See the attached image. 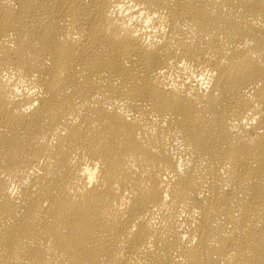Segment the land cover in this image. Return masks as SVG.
<instances>
[{"label":"bare ground","instance_id":"6f19581e","mask_svg":"<svg viewBox=\"0 0 264 264\" xmlns=\"http://www.w3.org/2000/svg\"><path fill=\"white\" fill-rule=\"evenodd\" d=\"M114 2L0 0V72L42 89L17 101L0 83V264H264V0H135L164 18L153 48L116 39ZM180 61L216 73L206 96L164 89ZM85 158L101 164L91 188Z\"/></svg>","mask_w":264,"mask_h":264},{"label":"clouds","instance_id":"9594fccd","mask_svg":"<svg viewBox=\"0 0 264 264\" xmlns=\"http://www.w3.org/2000/svg\"><path fill=\"white\" fill-rule=\"evenodd\" d=\"M108 18L112 21V25L118 28L116 34V39L128 36L130 38H139L142 42L147 45L149 48H153L157 45H161L165 41V33L167 28L165 26L164 18L160 16L159 13L154 11L147 10L142 4H138L135 0H118L114 2L113 6L108 9L107 12ZM111 30V26H110ZM79 37H75L78 39ZM63 39V37H61ZM171 65V61L169 62ZM216 73L210 70H196L193 67L186 64L184 61H180L175 68L169 69L165 68L159 72V76L162 79V86L165 90H172L174 92H184L187 96L191 97L194 92L199 91L202 95H207L211 89ZM35 78L33 77V80ZM0 83H3L10 89L9 99L11 100H23L25 97H37L42 93V89L35 86L32 81L23 75V73H17L16 71H4L0 72ZM114 103L119 104V101ZM39 100L34 99L31 104L23 108L24 112H30L34 108L38 107ZM122 111V109H120ZM109 111L111 107L109 106ZM126 119L131 120L132 114L125 113ZM71 120V117H69ZM78 117L75 120H72V123L78 122ZM260 119L259 113L254 114L253 112H248L247 115L240 121L243 124L245 129H250L257 125ZM163 126H166V121ZM154 131V130H153ZM264 131V129H261ZM67 132V129H64L61 132L60 128H57L53 133L52 140L50 143H55L56 134L63 135ZM139 138V136H138ZM175 143L179 146L180 141L176 140ZM182 146L180 151H182ZM173 159L176 160V170L183 174L186 167L191 166V160L179 155V152L175 149L172 150ZM75 163V159L73 160ZM42 163V162H41ZM100 168L101 164L99 161H96L92 164H89L85 158V163L82 165L79 175L84 180V183L88 188L93 187L97 184L100 177ZM223 171V170H222ZM40 169L38 167H33L30 169L26 175L23 176L22 181L18 185L16 182H10V186L7 191L10 197L15 198L21 194V189L24 186H28L33 177L40 175ZM169 176L174 180L175 176L169 172L168 175L164 176V180L167 181ZM117 187V193L119 194V188ZM161 187H164L162 184ZM171 185H168L170 188ZM128 192L125 191L123 195L120 196L118 203L114 201V207L118 208L120 211H123L130 200L128 199ZM169 200V194L167 189L163 195V203L161 208H163L167 201ZM157 212L156 209L153 210ZM187 215L185 212H181L178 220H183ZM156 221L153 219L151 221L154 224ZM195 221H193V224ZM185 225L180 223V230L184 229ZM132 231H135V225L132 226ZM187 232H182L181 240H187ZM193 243H195V238L193 237Z\"/></svg>","mask_w":264,"mask_h":264}]
</instances>
